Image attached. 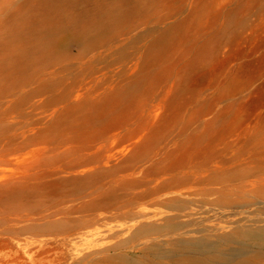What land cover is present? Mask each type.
I'll use <instances>...</instances> for the list:
<instances>
[{"label":"rangeland","instance_id":"1","mask_svg":"<svg viewBox=\"0 0 264 264\" xmlns=\"http://www.w3.org/2000/svg\"><path fill=\"white\" fill-rule=\"evenodd\" d=\"M257 217L264 0H0V264H152Z\"/></svg>","mask_w":264,"mask_h":264},{"label":"bare ground","instance_id":"2","mask_svg":"<svg viewBox=\"0 0 264 264\" xmlns=\"http://www.w3.org/2000/svg\"><path fill=\"white\" fill-rule=\"evenodd\" d=\"M175 209L182 210L184 207L176 205ZM175 241L165 246L164 251L156 253L154 249L156 256L152 258L159 262L153 259L152 264H168V260L173 263L180 261L181 264H259L254 259H264V219L257 217L232 233ZM176 254L180 256L178 261ZM129 264L139 263L132 261Z\"/></svg>","mask_w":264,"mask_h":264}]
</instances>
